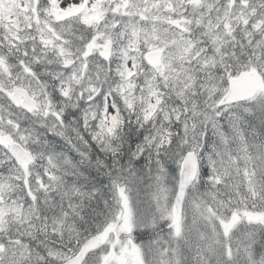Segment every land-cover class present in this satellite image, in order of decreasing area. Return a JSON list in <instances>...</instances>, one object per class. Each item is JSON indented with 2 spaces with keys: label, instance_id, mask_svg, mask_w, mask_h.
I'll list each match as a JSON object with an SVG mask.
<instances>
[{
  "label": "snow or ice",
  "instance_id": "snow-or-ice-1",
  "mask_svg": "<svg viewBox=\"0 0 264 264\" xmlns=\"http://www.w3.org/2000/svg\"><path fill=\"white\" fill-rule=\"evenodd\" d=\"M0 264H264V0H0Z\"/></svg>",
  "mask_w": 264,
  "mask_h": 264
}]
</instances>
